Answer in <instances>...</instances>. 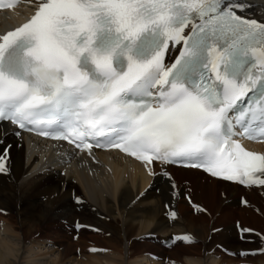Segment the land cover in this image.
<instances>
[{
    "label": "snow or ice",
    "instance_id": "6c2138e0",
    "mask_svg": "<svg viewBox=\"0 0 264 264\" xmlns=\"http://www.w3.org/2000/svg\"><path fill=\"white\" fill-rule=\"evenodd\" d=\"M25 3L29 15L0 33V124L90 156L119 150L170 183L164 166L180 164L264 186V152L236 138L264 139V18L244 15L247 0Z\"/></svg>",
    "mask_w": 264,
    "mask_h": 264
},
{
    "label": "bare ground",
    "instance_id": "6f19581e",
    "mask_svg": "<svg viewBox=\"0 0 264 264\" xmlns=\"http://www.w3.org/2000/svg\"><path fill=\"white\" fill-rule=\"evenodd\" d=\"M247 4L245 16L264 18V0ZM30 11L24 0L0 12V33ZM256 147L264 152V143ZM4 148L0 264H264V186L166 165L170 183L156 163L157 175L149 176L117 151L90 156L62 142L17 136L10 124H0ZM182 234L195 242L178 239ZM169 238L177 243L166 248Z\"/></svg>",
    "mask_w": 264,
    "mask_h": 264
},
{
    "label": "rangeland",
    "instance_id": "374dc122",
    "mask_svg": "<svg viewBox=\"0 0 264 264\" xmlns=\"http://www.w3.org/2000/svg\"><path fill=\"white\" fill-rule=\"evenodd\" d=\"M74 228L73 229H76V231H77V227L76 226H73ZM193 242L192 243H194L195 242V240H192ZM192 243H187V246H188V244H192Z\"/></svg>",
    "mask_w": 264,
    "mask_h": 264
}]
</instances>
